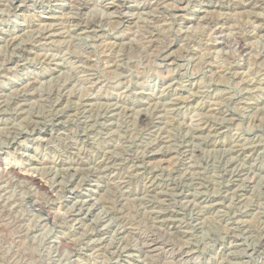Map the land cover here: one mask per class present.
<instances>
[{
  "label": "rangeland",
  "instance_id": "1",
  "mask_svg": "<svg viewBox=\"0 0 264 264\" xmlns=\"http://www.w3.org/2000/svg\"><path fill=\"white\" fill-rule=\"evenodd\" d=\"M81 1L0 0V264H264V0Z\"/></svg>",
  "mask_w": 264,
  "mask_h": 264
},
{
  "label": "bare ground",
  "instance_id": "2",
  "mask_svg": "<svg viewBox=\"0 0 264 264\" xmlns=\"http://www.w3.org/2000/svg\"><path fill=\"white\" fill-rule=\"evenodd\" d=\"M81 1V0H80ZM82 2V1H81ZM121 8H122V6H121ZM118 9V8H117ZM120 10V9H119ZM123 10V9H122ZM182 10V9H181ZM119 12V11H118ZM119 14V13H118ZM120 15V14H119ZM124 16V15H123ZM209 16V15H208ZM119 18V17H118ZM121 18V17H120ZM78 19V18H77ZM207 19H209V18H207ZM71 20V19H70ZM75 20V19H74ZM80 20V19H79ZM210 20V19H209ZM73 21V20H72ZM204 21V20H203ZM263 21V20H262ZM71 22V21H70ZM85 22V21H84ZM109 22V21H108ZM122 22V21H121ZM206 22V21H205ZM86 23V22H85ZM84 23V26L86 25ZM88 23V22H87ZM97 23V22H96ZM153 23V22H152ZM211 23V22H210ZM92 24V23H91ZM78 25V24H77ZM76 25V26H77ZM79 25H80V23H79ZM89 25H90V23H89ZM151 25V24H150ZM206 25H207V23H206ZM209 25V24H208ZM262 25H263V23H262ZM83 26V25H82ZM95 26V25H94ZM214 26V25H213ZM52 27H53V25H52ZM52 27H51V29H52ZM79 27V26H78ZM263 27V26H262ZM87 28V27H86ZM88 29V28H87ZM220 29V28H219ZM85 31V30H84ZM40 34V33H39ZM45 34V33H44ZM43 37V36H42ZM152 39V38H151ZM150 39V42L153 40H151ZM13 40H14V38H13ZM41 41V40H40ZM149 41V40H148ZM153 42H155L154 40L152 41V43ZM223 42V41H222ZM173 45V44H172ZM221 45H226V43L225 42H223ZM152 46V45H151ZM159 46V45H158ZM155 47V46H154ZM157 47V46H156ZM228 47V46H227ZM158 48V47H157ZM169 48V47H168ZM229 48V47H228ZM113 49V48H112ZM164 50H167L166 49V46H165V49ZM112 51V50H111ZM160 51V50H159ZM161 51H163V49H161ZM21 53V52H20ZM161 54H162V52H161ZM163 57V56H162ZM168 58V57H167ZM165 59V58H164ZM30 83V82H29ZM172 85V84H171ZM168 86H170V85H168ZM164 90V89H163ZM23 93V92H22ZM31 94V93H30ZM30 96V95H29ZM5 99V98H4ZM180 99V98H179ZM7 102V101H6ZM177 102V101H176ZM4 103V102H3ZM86 103V102H85ZM5 104V103H4ZM20 104V103H19ZM12 106V105H11ZM156 106V105H155ZM0 107H1V105H0ZM7 107V106H6ZM14 107V106H13ZM108 107V106H107ZM179 107V106H178ZM111 108V107H110ZM211 108V107H210ZM213 108H215V107H213ZM13 109V108H12ZM76 109V108H75ZM212 109V108H211ZM5 110V109H4ZM58 110V109H57ZM121 111V110H120ZM144 111V110H143ZM219 111V110H218ZM3 112V111H2ZM23 112V111H22ZM69 112V111H68ZM85 112V111H84ZM126 112V111H125ZM142 112V111H141ZM17 113H19V112H17ZM20 114V113H19ZM127 114V113H126ZM228 114V113H227ZM59 115V114H58ZM129 115V114H128ZM145 115V114H144ZM159 115V114H158ZM157 115V116H158ZM163 115V114H162ZM161 114H160V116H162ZM150 116H152L151 114H150ZM58 117V116H57ZM60 120V119H59ZM88 121V120H87ZM141 123H142V125H144V126H146V127H150L152 124H153V122L148 118V117H142V119H141V121H140ZM32 124V123H31ZM212 125V124H211ZM36 126V125H35ZM143 126V127H144ZM29 127V126H28ZM153 127V126H152ZM200 127V126H199ZM220 127V126H219ZM10 128V127H9ZM208 128V127H207ZM204 129V128H203ZM151 130V129H150ZM200 130V129H199ZM10 131V130H9ZM32 131V130H31ZM19 132V131H18ZM24 133V132H23ZM153 133V132H152ZM222 133V132H221ZM16 134V133H15ZM18 134V133H17ZM158 135V134H157ZM197 135V134H196ZM18 136V135H17ZM16 136V137H17ZM156 136V135H155ZM166 139H167V137H166ZM194 139V138H193ZM15 140V139H14ZM160 142V141H159ZM161 143V142H160ZM187 143V142H186ZM233 144V143H232ZM234 145V144H233ZM161 146H164V145H161ZM243 146H244V144H243ZM242 146V147H243ZM249 147V146H248ZM251 147V146H250ZM256 148V147H255ZM161 149V148H160ZM165 149V148H164ZM153 151H154V149H153ZM157 151V153L159 154V153H161V152H158V150H156ZM155 151V152H156ZM230 151V150H229ZM150 152V151H149ZM235 152V151H234ZM165 153V152H164ZM189 153V152H188ZM184 154V153H183ZM238 154V153H237ZM241 154V153H240ZM150 155V154H149ZM232 155V154H231ZM104 158V157H103ZM243 159V158H242ZM99 161H101V159L99 160ZM143 163V162H142ZM150 163V162H149ZM106 164V163H105ZM236 165V164H235ZM113 166V165H112ZM115 167V166H114ZM98 170V169H97ZM106 170V169H105ZM112 170V169H111ZM239 170V169H238ZM11 172H9L8 171V173L10 174V173H14V174H16L15 175V177L17 176V173L18 172H16L15 170H13V169H11L10 170ZM190 171V170H189ZM4 172V171H3ZM98 172V171H97ZM102 172V171H101ZM129 172V171H128ZM152 172V171H151ZM150 172V173H151ZM6 173H7V170H6ZM7 173V174H8ZM75 173V172H74ZM188 173V172H187ZM230 173V172H229ZM6 174V175H7ZM98 174V173H97ZM243 174V173H242ZM241 173H240V175H242ZM19 175V174H18ZM76 175V174H75ZM129 175V174H128ZM138 175V174H137ZM183 175H184V173H183ZM234 175H236V173L234 174ZM4 176H5V174H4ZM8 176V175H7ZM233 176V175H232ZM24 178V179H26L27 181H28V183H29V181L31 182V183H33V184H35V187H40V188H42L43 190L45 189V187H44V185L42 184V182L39 180V179H36V178H33V177H30V176H28V175H20V178ZM125 177V176H124ZM19 178V177H18ZM187 178V177H186ZM238 179V178H237ZM234 180V179H233ZM156 181V180H155ZM120 183V182H119ZM113 184V183H112ZM150 184V183H149ZM163 184V183H162ZM107 185V184H106ZM151 185V184H150ZM153 185H154V183H153ZM34 186V185H33ZM111 186V185H110ZM156 186V185H155ZM80 187V186H79ZM153 188H154V186H153ZM148 189H150V188H148ZM238 189H240V188H238ZM40 190V189H39ZM235 190V189H234ZM153 191V190H152ZM122 192V191H121ZM3 193V192H2ZM154 193V192H153ZM160 193V192H159ZM117 194V193H116ZM122 194H123V192H122ZM150 195V194H149ZM146 196V195H145ZM146 198H147V196H146ZM149 199V198H148ZM237 199V198H236ZM240 199V198H239ZM121 200V199H120ZM119 200V201H120ZM244 200V199H243ZM156 201H157V199H156ZM200 201H202V200H200ZM236 201V200H235ZM1 205H2V203H1ZM85 205V204H84ZM11 206V205H10ZM1 207V206H0ZM213 207V206H212ZM2 208H5V207H2ZM1 208V210H5V209H2ZM48 210V209H47ZM114 210V209H113ZM151 210V209H150ZM79 212V211H78ZM7 213V212H6ZM122 213V212H121ZM10 214V213H9ZM158 215V214H157ZM83 217V216H82ZM169 217V216H168ZM155 218V217H154ZM164 218V217H163ZM171 218V217H170ZM172 219V218H171ZM155 220V219H154ZM158 221V220H157ZM161 221V220H160ZM126 226V225H125ZM176 228V227H175ZM122 229V228H121ZM127 229V228H126ZM184 229V228H183ZM120 230V229H119ZM128 230V229H127ZM159 230H162V229H159ZM248 230V229H247ZM131 231V230H130ZM133 232H134V230H132ZM178 231V230H177ZM176 232V231H175ZM180 232V231H179ZM248 232V231H247ZM94 233V232H93ZM174 233V232H173ZM124 234V233H123ZM128 234H130L129 232H128ZM132 234V233H131ZM135 234V233H134ZM168 234V233H167ZM176 234V233H175ZM178 235V234H177ZM145 237V236H144ZM170 237H172V236H170ZM150 238V237H149ZM149 238H148V240H149ZM239 238V237H238ZM160 239V238H159ZM66 240V239H65ZM139 240H140V238H139ZM144 240V239H143ZM162 240V239H161ZM119 241V240H118ZM157 240H155V241H150V242H148V243H144L145 245V249H146V251L149 253V252H153V253H156L159 249H158V242H156ZM165 241V240H164ZM142 242V241H141ZM160 242V241H159ZM169 242V241H168ZM68 243V242H67ZM139 243H140V241H139ZM143 243V242H142ZM173 243V242H172ZM142 245V244H141ZM66 246V245H65ZM160 246V245H159ZM168 246V245H167ZM188 246V245H187ZM117 247H119V246H117ZM142 247V246H141ZM103 248V247H102ZM161 248V247H160ZM165 248V247H164ZM163 248V249H164ZM142 249V248H141ZM162 249V248H161ZM190 249V248H189ZM139 250V249H138ZM166 250V249H165ZM169 250V249H168ZM179 250V249H178ZM178 250H177V252H178ZM181 250V249H180ZM145 251V252H146ZM164 251V250H163ZM188 251V250H187ZM192 251V250H191ZM233 251V250H232ZM231 251V252H232ZM240 251H242V250H240ZM160 252V251H159ZM162 252V251H161ZM171 252H172V250H171ZM176 251H173V253L174 254H177V253H175ZM97 253H99V252H97ZM144 253V252H143ZM152 253V254H153ZM163 253H165V252H163ZM168 253V252H167ZM185 253V252H184ZM240 253V252H239ZM252 253H254V252H252ZM115 254V253H114ZM147 254V253H146ZM151 254V255H152ZM189 254V253H188ZM186 255V256H188L189 257V255ZM190 254H191V252H190ZM193 254V253H192ZM234 254H236V253H234ZM238 254V253H237ZM148 255V254H147ZM160 255V254H159ZM158 255V256H159ZM170 255H171V253H170ZM155 256H157L156 254H155ZM154 256V257H155ZM165 256V255H164ZM168 256V255H167ZM173 256V255H172ZM171 256V257H172ZM151 257V256H150ZM185 257V256H184ZM180 258V257H179ZM178 258V259H179ZM187 258V257H186ZM228 258V257H227ZM156 259H157V257H156ZM139 260V259H138ZM158 260H159V258H158ZM167 260V259H166ZM171 260H173V259H171ZM175 260V259H174ZM177 260V259H176ZM227 260V259H226ZM229 260H230V258H229ZM153 261V260H152ZM187 261H189V260H187ZM130 262V261H129ZM164 262H165V260H164ZM173 262V261H172ZM228 262V261H227ZM132 263V262H131ZM171 263V262H170ZM177 263V262H176ZM187 263V262H186ZM173 264V263H172ZM196 264V263H195Z\"/></svg>",
  "mask_w": 264,
  "mask_h": 264
}]
</instances>
